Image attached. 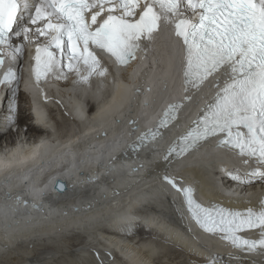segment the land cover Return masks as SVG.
Masks as SVG:
<instances>
[{"label":"snow or ice","instance_id":"1","mask_svg":"<svg viewBox=\"0 0 264 264\" xmlns=\"http://www.w3.org/2000/svg\"><path fill=\"white\" fill-rule=\"evenodd\" d=\"M185 8L192 10V19L184 16ZM161 24L171 26L182 41L184 98L167 106L158 127L175 121L191 101L189 93L199 91L210 78L216 89L168 149L165 160L216 139L218 147L243 158L245 165H255L243 175L228 171L233 181L264 184V0H0V67L5 58L9 62L0 85L12 91L5 128L15 122L20 76L14 65L26 47L35 45L31 74L37 87L53 76L66 79L69 72L87 82L107 72L95 50L110 56L118 67L126 66L138 53L146 57ZM157 135L155 130L143 132L138 143L128 147L136 152ZM163 180L181 194L189 218L203 232L238 252L261 256L260 264H264V199L258 207L242 210L205 206L197 201L191 186H181L167 174ZM57 187L63 190L65 186L57 181ZM250 231L257 238L242 235ZM229 258L243 264L231 253ZM209 264L224 261L212 257Z\"/></svg>","mask_w":264,"mask_h":264},{"label":"bare ground","instance_id":"2","mask_svg":"<svg viewBox=\"0 0 264 264\" xmlns=\"http://www.w3.org/2000/svg\"><path fill=\"white\" fill-rule=\"evenodd\" d=\"M122 75H130L131 79L134 78V74L129 67H127L126 72L122 73ZM74 84L76 83L74 82ZM107 86L108 91L104 94H102L103 90L106 89L104 88V85L96 87L97 95H101L97 100L100 104L106 103L105 97L110 91V84H107ZM85 88L86 86H83L80 89L72 86L69 88V94L71 95L78 92L82 95ZM165 90L166 88L162 90V85L157 88H154L153 86L149 89V92L144 96L145 100H143L149 102L143 104V108L147 110L151 104L157 102L158 97L162 96ZM33 92L37 96L33 102V108L36 112L43 110L47 111L49 116L54 119L51 121L54 123V126L61 123L64 126L67 124L73 126L64 121L51 102L44 101L45 103H43L39 100L38 96L41 94L38 89L33 88ZM6 96L7 95H5V97ZM10 99L4 100L2 103L5 104L7 102V105L5 107L4 105H1L0 108V138L3 137L4 133L1 129H3L6 118L9 115ZM106 99H108V97ZM136 99L132 101L127 100L123 107L120 106L121 108H117L113 106L110 108L109 112L106 113L105 111L100 114L102 115L106 113L105 125L106 127H109L110 133H113L117 129V124L118 128L123 125L122 121L127 117V111L130 108L136 112V115L138 114L140 99ZM20 113H23L24 116H21ZM122 113H125V116L121 121L117 120L121 117ZM16 114L19 115L17 118L18 123H23L26 120L25 117L27 115H25V111L18 100V96H15L14 115ZM78 117L81 119V116ZM14 118L16 117L14 116ZM87 120L88 116L85 118V122ZM99 120L102 121V119ZM81 121L82 119L79 120V124ZM95 121H97L96 118H92L88 121L89 124L87 126H78L74 134L72 133L67 137V134H65L57 141L52 138L48 144L47 151L41 153L40 156L38 155L33 161H24V157L32 155L35 149V146L32 144L27 146V152L23 155L20 154L19 146L14 148L10 147L7 148L5 155L0 158V166L9 167L4 173L0 171V180H2L0 185H3V190L0 192V196L3 192H10L8 197L3 198L0 201V264H25L26 259H28L27 264H35L36 261L40 263L38 260L40 258L35 257L34 253L40 247L42 248L44 244H51L52 249L54 248L52 254H47L41 258L45 259L41 261L45 264H94L91 259L95 257L97 258L98 256L99 259L106 258L103 251L119 252L126 258H129L133 264H157L155 262L156 260L152 261V258L160 257L157 253L164 248L165 251L169 252L168 249L171 247L164 242L165 240L163 241L160 235L158 238H154L153 236L154 239L151 240H135L134 237L125 235L131 233L129 231L131 229L141 232L146 228H149L159 231L160 233H165L168 236H173L172 238L174 240L177 239V232L166 222L162 221L161 218L152 214V212L156 211V205L161 203V196L170 191L169 187L164 184L163 179L159 178L156 174H153V177L158 181V185L156 184L144 191H138V188H135L132 191L126 190L125 193L121 191L118 196L109 200V198L115 194L113 193V188L125 189L132 184L138 178V174L142 171V167H137L129 173L122 175L120 179L112 185H105L102 187V191L96 192L95 189H93L94 194L88 198V200L94 203L93 208L90 210H85L83 208L76 210L64 209L58 205L57 207H47L46 211L35 212L31 209L29 210L30 212H28L25 209H30L31 204H28L23 199L18 203H13V197L21 192V190H18V187H26V190L30 192L31 189L40 186L47 176L56 173L58 174L69 163L74 164L72 172L78 179L85 178L86 173L84 172H91V175L94 176L96 173L93 171V164L97 160L95 159L97 157L95 154L100 152V150L95 151L93 148H90L88 144H101L102 147L104 146L103 144H105L104 140L95 137L93 129L98 125ZM88 127L89 129L86 130ZM65 130H67V128H65ZM7 131L11 132L10 129H7ZM17 133L18 130L15 131V134ZM15 134L13 137H15ZM28 136L30 137L31 135ZM5 140H7V138H5ZM13 142L14 141H12V143ZM8 145L9 144H5L2 146ZM66 150L67 153L64 155ZM42 157L45 160H49L44 164L45 167L41 169H38L37 167L31 169V166L38 163ZM211 157L213 156L206 155L204 158H201L202 164H210ZM214 157L219 158V155H215ZM156 158L157 154H153L149 163L153 162ZM67 160L70 161L68 164ZM194 163L195 162H193V165L188 164L191 165L190 168H188L189 172L191 174L196 172V179L200 180V185H203V188L214 197L215 201L220 200L217 195V181L219 177L222 176L221 172H224L227 169H245L239 165L240 162L238 161V164H228L222 166L220 169H214L213 175L204 171V165ZM25 165L27 168L24 173H20L18 170L23 169ZM150 166L153 168L155 164L152 163ZM115 170L116 169L113 166V168L110 169V172ZM103 171L104 168L101 169V172ZM110 172L108 171L105 174H110ZM11 173H15L14 177L16 178V181L13 179L5 181L6 174ZM169 176L175 178L177 183L180 184V180L177 178L176 173H171ZM25 178L28 179L23 184ZM207 178L211 179L212 182L210 183ZM36 182L39 183L35 184ZM29 184H32V186ZM127 196H129L128 199ZM95 199L96 201H94ZM8 203H12V205H9ZM20 203H23L24 207L22 209H18ZM78 203L81 204L83 202ZM102 225L104 227V232L97 227ZM120 231H124V235L117 234L120 233ZM150 233L152 232L148 231V234ZM49 245L47 246L49 247ZM165 254H167V252H165ZM218 258L222 259L224 262L227 261L223 256ZM247 263V261H243V264Z\"/></svg>","mask_w":264,"mask_h":264},{"label":"rangeland","instance_id":"3","mask_svg":"<svg viewBox=\"0 0 264 264\" xmlns=\"http://www.w3.org/2000/svg\"><path fill=\"white\" fill-rule=\"evenodd\" d=\"M18 100H19V98H18ZM20 102H21V105H23V102L21 101V100H19ZM24 109H26V108H24ZM25 112H26V110H24ZM17 115V114H16ZM14 115L16 118H18V116L19 115ZM15 134V133H14ZM14 134H11L12 136H14ZM11 135L10 134H8V136H6V138H7V140H8V138H11ZM207 179H209V178H207ZM209 181H210V183L212 182V180L211 179H209ZM164 242H166V241H164ZM167 243V242H166ZM45 245V244H44ZM44 245L42 246V248L40 247L38 250H36L35 251V253H34V256L35 257H38V258H40V259H38L39 261H42V260H45V259H41V258H43L45 255H47V254H52V252L54 251V248L52 249V246H51V244L49 245V244H47V245H49V247L47 246V245H45V247H44ZM168 249V248H167ZM163 250H165V248L163 249ZM169 250V249H168ZM161 262H163L162 264H177L176 262H171V261H167V260H164V261H161ZM182 264H188V263H182Z\"/></svg>","mask_w":264,"mask_h":264}]
</instances>
